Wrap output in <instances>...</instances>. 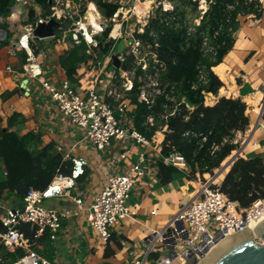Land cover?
Listing matches in <instances>:
<instances>
[{
  "label": "built area",
  "instance_id": "2783aa9c",
  "mask_svg": "<svg viewBox=\"0 0 264 264\" xmlns=\"http://www.w3.org/2000/svg\"><path fill=\"white\" fill-rule=\"evenodd\" d=\"M50 1H52L50 12L47 14L42 9L39 12L38 6L32 0H16L10 17L7 19L0 17V48L8 36V32L2 27L3 23L9 24L11 32L22 29L21 34L17 33L18 41L12 47L11 54L16 55L18 50L28 53L25 72L29 78L35 79L43 74L37 61L46 55L44 49L38 48V42L43 40L34 35L35 29L51 20L57 21L61 27L55 31V36L49 39L57 41L69 39L75 45L79 44L82 38L90 48H98L99 42L96 37L111 28L107 41H113L114 47L106 55L109 62L111 55L119 51L120 41L126 43L123 51L119 52L122 67L118 73L113 68L110 79L104 77L101 80L103 72L100 69L97 78L83 93L73 87L68 80L59 85L43 84L45 91L56 103L61 116L83 132L82 142L92 144L99 151L110 147L113 141L135 142L145 148L139 155L136 165L129 167L123 174H114L107 178L104 188L87 209L88 225L96 233L99 242L106 246L111 241L113 230L132 214L128 203L136 184L156 169L150 168L155 166V163L153 164L147 153L151 140L133 126L130 114L134 110V105L128 95L138 78L139 102L152 105L156 97L161 95H165L168 102H176L172 95L173 91L166 93L164 91L166 87H162L159 82V75L165 68V63L159 57L158 35L150 26L157 18H162L167 24L176 22L180 26L181 0H104L117 5L118 10L112 18L107 19L101 14L98 6L94 5L100 16L96 20L99 25L97 31L94 23L87 17L93 0ZM194 1L188 0L191 3L198 2ZM203 3L213 6V0H204ZM209 9H205L202 15L197 13L191 20L186 15L189 33L196 32V27L201 25ZM31 10L35 11L33 22H30L29 18ZM24 13L27 14V19L22 17ZM147 31L154 38L153 43L137 37L145 35ZM203 45L209 47L207 36L203 39ZM129 59H131L129 68L123 70V65L128 63ZM110 63L112 64V61ZM139 69L142 70V74H138ZM8 70L11 71V68ZM179 106L180 104H176L171 111L166 105V117L178 113ZM263 116L264 111L261 112L259 120V127L264 131ZM148 123L154 126V118L150 117ZM164 129L167 130V126ZM163 162L176 168L186 167L184 157L176 151L164 157ZM85 166L84 159H74L70 176L56 175L45 191L31 188L24 197L22 207L7 210L5 215L0 214V229H3L0 230V251L4 248L9 253H16L18 250L24 252L13 264H56L34 248L35 241L45 234L54 241L62 231L61 218L64 215L47 208L45 201L62 196L70 197L76 181L85 173ZM199 186L191 203L182 205L181 211L163 230H154L143 241L148 245L144 258L132 264H150V259H153V264H186L192 257L198 259L201 255L203 257L208 246L264 222V198L255 200L248 208H241L238 202L230 200L220 190L221 185L216 183L215 176L203 182L200 180ZM75 203L78 214L84 210V203L80 199ZM151 214L156 215L157 212L153 211ZM22 224L30 225L34 240L27 238L20 230ZM162 251L167 255H162ZM5 262L0 256V264Z\"/></svg>",
  "mask_w": 264,
  "mask_h": 264
},
{
  "label": "crops",
  "instance_id": "0c3cea01",
  "mask_svg": "<svg viewBox=\"0 0 264 264\" xmlns=\"http://www.w3.org/2000/svg\"><path fill=\"white\" fill-rule=\"evenodd\" d=\"M257 2L260 15L239 16L233 33V49L225 56L223 63L213 68L223 82V88L218 96L208 94L205 97L207 105H214L220 98L226 97L241 99L248 106L250 125L245 132L237 133L234 143L238 148L225 160L223 167L233 157H236L235 160L264 158V131L259 127L260 115L264 111V0ZM38 8L40 12L41 8ZM13 33L11 46L0 48V133L7 130L22 136L34 133L40 139L39 149L52 146L53 153L61 155L64 162L73 163L74 159L86 161L85 173L76 181L70 197L45 201L47 208L64 215L61 218L62 231L54 241L49 236L36 241L35 250L56 264H132L136 260H143V241L154 230H163L181 211L182 205L195 199L190 190L195 181H189V169L178 168L182 173L175 176L170 184L162 185L157 178V166H150L156 169L136 184L128 203L132 214L113 230L109 244L102 245L88 225L87 209L104 188L107 178L123 174L136 165L145 148L135 142L113 141L110 147L99 151L92 144L82 142L83 132L61 116L56 103L43 86L44 83L59 85L68 80L60 65V58L73 48V44L69 39L39 41L38 48L46 52L45 57L37 61L43 74L31 79L25 72L28 53L18 50L16 55L11 54L12 47L18 41V34ZM122 51L120 47L115 54ZM99 60L98 57L95 64L90 61L80 65L76 82L71 84L79 92H85L97 78L100 69L103 72L101 80L112 76L114 69L105 70L106 66L101 67ZM111 66L109 64L107 68ZM217 68H222V76L215 71ZM13 117L16 119L9 126ZM165 131L157 132L147 149L153 164L161 158ZM232 164L216 179L218 185H221ZM0 168L3 169L1 163ZM78 199L83 201L84 210L76 214L75 201ZM22 206L23 202H18L14 197L3 204L5 211ZM153 211L157 214L152 215ZM6 251L2 248L0 256L4 258ZM5 261V264H11L9 260Z\"/></svg>",
  "mask_w": 264,
  "mask_h": 264
},
{
  "label": "trees",
  "instance_id": "16d2710c",
  "mask_svg": "<svg viewBox=\"0 0 264 264\" xmlns=\"http://www.w3.org/2000/svg\"><path fill=\"white\" fill-rule=\"evenodd\" d=\"M32 1L45 14L50 12V0ZM95 1L101 14L107 19L112 18L118 10L117 5L104 0ZM15 3L16 0H0V17L9 18ZM186 5H189L187 8L190 7L193 12L198 8V3L181 0L180 26L176 22L167 24L162 18L153 20L150 26L158 35V53L165 63V68L159 75V82L162 87H166V93L173 91L176 102H168L165 95L156 97L152 105L139 102L138 78L128 95L134 105L130 118L139 133L152 140L157 132L167 126L161 150L162 157L155 163L157 178L162 185L170 184L176 175L182 173L173 165L163 162V158L172 151L184 157L189 169V181H197L198 176H214L238 148L234 143L237 133L245 132L250 125L248 106L241 99L222 97L214 105H207L205 97L208 94L218 96L224 86L213 68L223 63L225 56L233 49V33L239 16H259L260 5L257 0H218L204 15L201 25L196 27L194 33L188 31ZM29 16L30 22H33L35 11L31 10ZM2 27L8 32L2 47L8 48L14 33L10 31L8 23H3ZM110 29L96 37L98 48H90L81 38L79 44L73 45V48L60 58V65L71 84L76 82L80 65L90 61L95 64L100 55H108L112 51L114 42L107 41ZM148 31L145 35L137 37L153 43L154 38ZM205 36L209 39V47L203 45ZM129 63L131 59L123 65V70L129 68ZM215 71L222 76V68ZM142 73L139 69L138 74ZM176 104H180L178 113L166 117L165 106L168 105L172 111ZM150 117L154 118V126L148 123ZM15 119L16 117L10 119L9 126ZM39 142V136L34 133L23 136L8 130L0 133V163L3 168H0V206L11 197L23 202L31 188L45 191L56 175H71L73 163L64 162L61 155L54 154L52 146L39 149ZM220 190L230 200L238 202L241 208H248L255 200L264 198V158H237L224 176ZM19 228L27 238L34 240L30 225L22 224ZM47 237L45 234L39 241ZM6 254L4 258L13 264L24 252L6 251ZM150 261L153 262V259Z\"/></svg>",
  "mask_w": 264,
  "mask_h": 264
},
{
  "label": "water",
  "instance_id": "95a60500",
  "mask_svg": "<svg viewBox=\"0 0 264 264\" xmlns=\"http://www.w3.org/2000/svg\"><path fill=\"white\" fill-rule=\"evenodd\" d=\"M217 1L213 0V5ZM51 3L52 1H50ZM22 17L27 19V14L24 13ZM60 27L61 25L57 21L51 20L46 24L39 25L35 29L34 35L41 40L49 39L55 36V31ZM119 57V54H114L111 57L112 66L117 71L122 67ZM235 158L233 157L223 169L214 175L215 179L234 162ZM190 190L192 191L193 188L190 187ZM6 213L7 211L3 207H0V214L5 215ZM201 259L202 255L200 259L192 257L186 264H200ZM210 264H264V222L259 228L257 237L245 235L244 237L233 240L214 257Z\"/></svg>",
  "mask_w": 264,
  "mask_h": 264
},
{
  "label": "bare ground",
  "instance_id": "6f19581e",
  "mask_svg": "<svg viewBox=\"0 0 264 264\" xmlns=\"http://www.w3.org/2000/svg\"><path fill=\"white\" fill-rule=\"evenodd\" d=\"M91 7L93 11L92 10L88 11L89 17L88 16L87 17L94 23L95 27L99 28L98 23H96V20L99 19V13L98 12L96 13L94 11L96 8H94L92 4H91ZM95 30L97 31V29ZM89 39H90V36H89ZM261 225L262 223L258 225H252L246 230H244L243 232H240L236 235L221 239L220 241L214 243L212 246H208L207 247L208 250L204 252L205 255L202 257L200 264H210L211 261L214 259V257H216L222 249H224L229 243H231L233 240L237 238L244 237L245 235H251L253 237H257V233Z\"/></svg>",
  "mask_w": 264,
  "mask_h": 264
},
{
  "label": "rangeland",
  "instance_id": "374dc122",
  "mask_svg": "<svg viewBox=\"0 0 264 264\" xmlns=\"http://www.w3.org/2000/svg\"><path fill=\"white\" fill-rule=\"evenodd\" d=\"M195 1H198L197 3H198V8H197V10H196V12H193L192 10H190V7H188L187 8V6H189V5H186V7H185V11H186V15L188 16V19L189 20H191L194 16H196L197 15V13H200L201 15H202V13L205 11V9H209L210 8V4L209 3H207V4H204L203 3V1L204 0H195ZM194 1V2H195ZM93 7L95 8V6H96V1L95 0H93ZM95 5V6H94ZM98 8V7H97ZM181 8V6L179 7V9ZM202 8V9H201ZM93 11V9H92V7H91V4H90V7H89V11ZM96 13L98 12L96 9L94 10ZM202 11V12H201ZM179 12H181V9H180V11ZM87 16L89 17V13L87 14ZM100 17V16H99ZM98 27H96V29H97ZM21 31V29H19V30H17L16 31V33H18V32H20ZM121 43H120V46H121V50L122 49H124V47L126 46V43L125 42H122V41H120ZM115 52H116V50H114ZM112 56V55H111ZM100 63H101V67H104V66H106V68H105V70H109V71H112L113 70V67L111 66V67H109V68H107L108 67V65L109 64H111L110 62H109V59L108 58H106V55H100ZM106 64V65H105ZM209 103H210V100H209ZM208 105H210V104H208ZM221 167H223V166H221ZM218 172V171H217ZM216 172V173H217ZM177 176V175H176ZM213 176H211V175H209V176H207V177H205L204 176V178H201L200 176H198V178H197V181H195V183L194 184H192L190 187H192L193 188V190L191 191V194L195 197V195H196V192H197V190L199 189V183H200V180H201V182H203L205 179H210V178H212ZM143 248H144V251L146 252V250H147V247H148V245H146L145 243H143ZM161 254L162 255H167L165 252H161ZM150 264H153V262H149Z\"/></svg>",
  "mask_w": 264,
  "mask_h": 264
}]
</instances>
